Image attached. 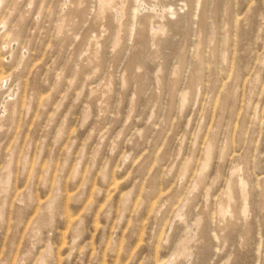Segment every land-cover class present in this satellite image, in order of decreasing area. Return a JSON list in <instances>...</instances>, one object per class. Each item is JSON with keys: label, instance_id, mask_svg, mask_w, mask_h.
I'll list each match as a JSON object with an SVG mask.
<instances>
[{"label": "rangeland", "instance_id": "obj_1", "mask_svg": "<svg viewBox=\"0 0 264 264\" xmlns=\"http://www.w3.org/2000/svg\"><path fill=\"white\" fill-rule=\"evenodd\" d=\"M98 2L0 0V264H264V0Z\"/></svg>", "mask_w": 264, "mask_h": 264}, {"label": "bare ground", "instance_id": "obj_2", "mask_svg": "<svg viewBox=\"0 0 264 264\" xmlns=\"http://www.w3.org/2000/svg\"><path fill=\"white\" fill-rule=\"evenodd\" d=\"M98 1V0H97ZM105 1H107V0H99V4L101 5V7L102 6H104L105 5ZM109 3V2H108ZM99 5V6H100ZM109 5V4H108ZM109 7V6H108ZM142 9H145V11H147V12H155V10H157L158 12L159 11H161V8H159L158 6H154V7H148V6H146L145 5V3H143V2H141L140 3V6H139V10L141 11ZM102 10H103V8H102ZM154 25V24H153ZM152 26V25H151ZM152 29L153 30H157V29H160V27L159 26H152ZM11 96V95H10ZM241 187V186H240ZM244 188V187H243ZM240 189V188H239ZM241 190V189H240ZM240 192H244V191H240ZM229 194V193H228ZM243 196V195H242ZM230 201V200H229ZM245 201V200H244ZM233 203V202H232ZM244 205V204H243ZM247 208V207H246ZM222 209V208H221ZM241 209V208H240ZM220 210V209H219ZM222 211H223V209H222ZM219 212H221V211H219ZM224 212V211H223ZM241 212H242V215H245V213H246V210H245V208L243 209V210H241ZM222 213V212H221ZM239 213V212H238ZM179 214H180V210H179ZM240 214V213H239ZM220 215V214H219ZM180 217V216H179ZM243 217V216H242ZM193 235V234H192ZM190 237H192V236H190ZM187 240V239H186ZM182 242V241H181ZM183 247V246H182ZM183 252H184V250H183ZM182 252V253H183ZM185 253V252H184ZM182 255H184V254H182ZM185 257V256H184Z\"/></svg>", "mask_w": 264, "mask_h": 264}]
</instances>
